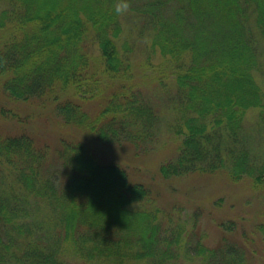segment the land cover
<instances>
[{"label": "trees", "instance_id": "trees-1", "mask_svg": "<svg viewBox=\"0 0 264 264\" xmlns=\"http://www.w3.org/2000/svg\"><path fill=\"white\" fill-rule=\"evenodd\" d=\"M117 2L0 0V99L44 110L58 127L44 143L0 129V264H171L185 255L182 232L169 227L162 238L155 184L132 158L156 144L161 123L138 76L173 91L177 149L157 169L163 179L215 173L222 140H244L231 163L228 147L227 176L264 188V158L256 165L242 133L251 113L264 125V0H129L148 28L135 64L128 10L117 13ZM9 109L0 104L2 118L25 123ZM92 140L132 156L99 158ZM221 249L198 235L194 255L222 264Z\"/></svg>", "mask_w": 264, "mask_h": 264}, {"label": "rangeland", "instance_id": "rangeland-1", "mask_svg": "<svg viewBox=\"0 0 264 264\" xmlns=\"http://www.w3.org/2000/svg\"><path fill=\"white\" fill-rule=\"evenodd\" d=\"M129 11L130 9L122 21L125 36H128L130 43H134L131 58L135 64L146 56L148 28L142 32L139 19L134 12ZM262 67L264 68L263 65ZM143 74H149V71ZM136 78L145 101L160 113L161 123L156 144L152 145L146 153H139L137 159L132 158L142 164L138 165L141 168V174L142 172L144 174V178L141 177L142 180L155 184L158 194L157 206L162 209L160 220L162 238L169 239L167 234L171 231L169 227H172L174 233L182 232L183 240L187 241L185 255L178 262L172 261L171 264H206L208 262L204 261L202 256L194 255L198 235H201L207 249L215 251L222 247L221 250L225 251V254H222L224 256L222 264H264V241L255 230L259 214L264 210V188L254 190L249 186L248 180L243 179L234 183L227 176L230 163L236 156L235 146L239 148L244 140H240L236 145L228 139L222 140L220 164L216 166L218 170L214 171L215 173H193L188 170L183 176L163 179L157 169L162 163L174 158L177 149L176 143L169 139L172 135V127L174 128L171 101L173 91L163 90L160 86L142 79L145 76ZM2 103L5 107H10L9 110L12 113L14 111L20 114L21 120L26 121L17 123L0 115V129L10 132L15 128L13 132L17 133L26 130L37 136L41 143L51 142L57 135L54 130L58 127L53 123L45 122L44 117L47 115L44 114V110L36 111L35 108L26 106L22 111L18 109L20 107L10 105L4 100L0 101V104ZM31 109L37 114H34V119H27L26 116L32 115ZM39 113H41L40 116H38ZM242 133L247 139L246 145L250 148L253 159L256 160L254 162L256 165L261 164L264 158V125L260 126L255 114L247 115ZM91 144L99 158L127 161L129 156H132L131 150L126 148H107L94 140ZM228 147L227 156L230 163L225 158ZM249 163L253 164L251 161ZM134 167L136 166H132L131 169H136ZM255 170L256 168L254 172ZM43 239H45L44 236ZM221 250L216 253L218 256Z\"/></svg>", "mask_w": 264, "mask_h": 264}, {"label": "clouds", "instance_id": "clouds-1", "mask_svg": "<svg viewBox=\"0 0 264 264\" xmlns=\"http://www.w3.org/2000/svg\"><path fill=\"white\" fill-rule=\"evenodd\" d=\"M129 0H118L115 5V11L117 13H124L129 9Z\"/></svg>", "mask_w": 264, "mask_h": 264}]
</instances>
